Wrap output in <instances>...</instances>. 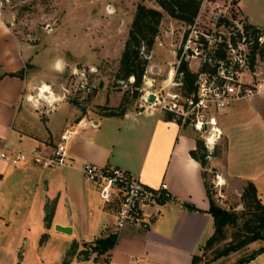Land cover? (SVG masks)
Instances as JSON below:
<instances>
[{
    "label": "crops",
    "instance_id": "obj_1",
    "mask_svg": "<svg viewBox=\"0 0 264 264\" xmlns=\"http://www.w3.org/2000/svg\"><path fill=\"white\" fill-rule=\"evenodd\" d=\"M237 3L248 22L264 28L263 14L251 12L248 17L247 0ZM4 17L0 12V152L7 149L28 156L37 148L46 154L63 128L75 129L66 143L70 164L40 166L29 160L11 164L0 159V220L6 212L2 207L11 211L7 217L17 215L21 220L22 236L14 238L11 233L0 243V249L10 251V264H60L72 241L80 246L115 231L118 199L108 205L99 200L96 185L82 176L85 161L120 167L148 187L157 188L164 182L170 197L150 208L152 216L146 227L126 225L116 231L106 260L110 264H191L192 255L211 232L203 170L212 168L218 173L227 193L240 194L245 182L251 181L264 201V90L236 98L216 113L223 146L204 168L189 155L195 146L194 131L174 119H165L164 113L155 109L128 108L121 115L92 113L87 119L72 108L66 109L63 102L38 115L37 101L29 98V89L38 86L39 77L24 71L28 58L30 65H36L34 58L40 48L18 40ZM161 22L175 25L178 21L163 13ZM153 50L142 75L143 88L151 79L157 87L156 74L166 67L160 56H151ZM160 55L165 57L162 50ZM55 60L50 57L42 62L43 67L56 64ZM20 68L21 76L4 73ZM44 87L47 91L43 92ZM41 88V97L49 93L43 98L54 99L48 86ZM46 203L52 208L48 227L43 225ZM55 224L68 226L69 232L55 229ZM42 233L45 236L40 242ZM76 251L68 264H104L89 255L84 259ZM241 264H264V251Z\"/></svg>",
    "mask_w": 264,
    "mask_h": 264
},
{
    "label": "rangeland",
    "instance_id": "obj_2",
    "mask_svg": "<svg viewBox=\"0 0 264 264\" xmlns=\"http://www.w3.org/2000/svg\"><path fill=\"white\" fill-rule=\"evenodd\" d=\"M137 2L155 6L153 0H0V12L5 16L6 24L16 38L21 42L31 43L34 47L40 48L34 58L36 65H32V63L30 65L28 58V61L25 62L26 70L24 73L34 72L37 74L39 77L38 86L45 83L39 88L43 85L48 86L54 99L47 101L40 95L37 97L38 86L33 89L30 88L31 95L29 98H32L34 102L37 101L35 106H37L38 115L51 112L60 103L66 102V109L72 108L79 112V116L83 115L90 119L92 113L102 112L101 107L116 106L122 93L126 95L125 109L144 110L138 105L142 102L140 96L144 94V90L152 89L155 85L153 84L152 87L146 83L148 87L143 88L144 84L141 79V84L137 89L138 94L133 96L129 77L126 80L114 78L120 50ZM247 3L250 9L245 8L248 17L252 13L264 15V0H247ZM161 24L163 29L167 22H161ZM177 37V25H174L172 33L158 35L157 41L154 39L158 45L153 42L154 53L151 56H160V63H165L166 66L156 74L157 87L167 72L175 67V58L170 43H174ZM161 50L165 53V57H161ZM150 52L151 50L147 58L150 57ZM52 56L56 59V64L43 67L42 62L45 64ZM58 63L59 67H57ZM90 63L93 64L89 65ZM188 68L191 71L195 68L193 60L189 62ZM251 71L254 72L250 76L252 79L264 81V54L255 56ZM245 76L249 78V76ZM148 108L154 110V107ZM60 114H63L62 110H60ZM57 117L61 118L58 113ZM193 133L196 135L195 132ZM222 146L221 136L209 153L210 160L213 157H218ZM209 158H206L204 168L208 164ZM213 173L212 168L204 170L206 186L215 204L228 210H241L242 203L239 193H227L221 187L220 196H214L210 187V179ZM257 197L264 204L258 194ZM110 203L112 202L103 204L108 205ZM2 209L6 210V214H3L5 215L3 216L4 220H0V243H4L11 233L14 238L22 236L19 229L21 220L17 218V215L16 218L7 217L8 214H12L11 211L4 207ZM7 221L8 223L5 225L4 223ZM239 221L240 217L237 218V222ZM235 230V225H224L222 238L210 246L198 248L195 264H230L239 257L249 254L263 243L261 239H256L235 251L213 259L216 251L233 238ZM81 247L82 244L77 245L76 250ZM73 256V254L67 256L68 263ZM79 256L81 257V254ZM89 256L96 258L97 261L102 259V255L95 254L94 251L90 252ZM10 258V251H5L4 248L0 249V264H10Z\"/></svg>",
    "mask_w": 264,
    "mask_h": 264
},
{
    "label": "built area",
    "instance_id": "obj_3",
    "mask_svg": "<svg viewBox=\"0 0 264 264\" xmlns=\"http://www.w3.org/2000/svg\"><path fill=\"white\" fill-rule=\"evenodd\" d=\"M237 2L200 0L190 22H177L178 37L170 43L175 58L174 69L167 72L158 87L144 90L140 96L142 102L139 105L143 109L154 107L163 113L169 112L180 125L189 126L203 142L206 158L222 134L216 113L236 98L264 90V81L250 77L254 73L251 71L253 59L258 49L264 48V28L248 22ZM173 26L167 24L162 29L159 23L155 38L172 33ZM181 60L187 61V66L191 60L195 62V76L188 93L183 92L181 72L177 71ZM129 79L132 81V77ZM152 81L149 85L153 87ZM149 93L153 94L152 101L146 100ZM74 132L72 127L63 128L46 154L37 148H32L28 156L5 149L0 152V159L11 164L26 160L40 166L70 164L66 143ZM81 173L96 185L102 203L118 199L114 214L115 233L126 225L146 227L152 216L150 208L160 202L161 195H168L164 182L157 188L145 186L120 167L97 166L85 161L81 164ZM221 184L220 175L214 172L210 187L215 197L220 196ZM104 264L110 263L104 261Z\"/></svg>",
    "mask_w": 264,
    "mask_h": 264
},
{
    "label": "trees",
    "instance_id": "obj_4",
    "mask_svg": "<svg viewBox=\"0 0 264 264\" xmlns=\"http://www.w3.org/2000/svg\"><path fill=\"white\" fill-rule=\"evenodd\" d=\"M155 6H148L144 3L137 2L132 12L131 20L129 22L125 39L120 50L118 65L114 78L116 80H126L132 77L130 83L133 96H136L137 89L141 84L142 75L147 63V56L151 50L155 36L158 31V26L163 13L167 14L178 22H190L196 13L200 0H153ZM258 54H264V48L258 49ZM204 68V67H202ZM177 71L181 72V80L183 84V92L191 91L195 73L187 66V61L181 60L177 66ZM23 68L17 71L4 72L9 75L21 76ZM126 95L121 94L120 101L116 106H104L102 108V115H121L125 110ZM165 119H174L169 112H164ZM206 150L202 141L196 136L195 146L189 150V155L198 160L203 166L206 162ZM204 176V170L202 171ZM205 193L208 199L207 211L211 215L212 224L211 232L206 236L198 248L202 246H210L213 242L222 238L223 226L232 224L236 226V230L232 239H230L224 246H222L213 255V259L220 255H226L232 251L237 250L243 245L261 239L263 243L249 254L236 259L232 264H241L244 261L252 258L256 253L264 251V204L260 202L257 197L256 189L251 181H246L240 192V201L242 209L239 211L228 210L215 204L213 198L208 192L206 182L204 181ZM168 195H161L160 202L169 199ZM188 208H193V205L184 202ZM43 225L48 227L51 221L52 208L48 203L44 206ZM240 221L237 222V218ZM42 233L39 241H42ZM116 239V233L110 232L103 236H98L89 242L83 241L82 247L76 251L77 255L81 254L82 258H87L89 253L94 251L95 254L102 255V261H106L109 256V250L113 246ZM77 244L72 241L66 252V256L62 259L60 264H68L67 256L74 254ZM196 254L192 255L191 264L196 262Z\"/></svg>",
    "mask_w": 264,
    "mask_h": 264
},
{
    "label": "water",
    "instance_id": "obj_5",
    "mask_svg": "<svg viewBox=\"0 0 264 264\" xmlns=\"http://www.w3.org/2000/svg\"><path fill=\"white\" fill-rule=\"evenodd\" d=\"M146 100L147 101H152L153 100V94L152 93L147 94ZM54 228L57 229V230L63 231V232H69V227L68 226H60L58 224H55Z\"/></svg>",
    "mask_w": 264,
    "mask_h": 264
},
{
    "label": "bare ground",
    "instance_id": "obj_6",
    "mask_svg": "<svg viewBox=\"0 0 264 264\" xmlns=\"http://www.w3.org/2000/svg\"><path fill=\"white\" fill-rule=\"evenodd\" d=\"M169 73H171V71L169 72ZM40 88H38V90H39ZM42 91V88L40 89V92ZM44 91H47V87H44L43 88V92ZM38 95H39V91H38V94H37V97H38ZM44 96H49V93L48 94H46V95H44ZM44 96H42V97H44ZM44 99H46V98H44Z\"/></svg>",
    "mask_w": 264,
    "mask_h": 264
},
{
    "label": "clouds",
    "instance_id": "obj_7",
    "mask_svg": "<svg viewBox=\"0 0 264 264\" xmlns=\"http://www.w3.org/2000/svg\"><path fill=\"white\" fill-rule=\"evenodd\" d=\"M60 65H59V63L57 64V67H59Z\"/></svg>",
    "mask_w": 264,
    "mask_h": 264
}]
</instances>
